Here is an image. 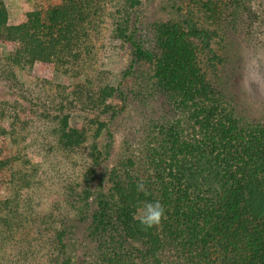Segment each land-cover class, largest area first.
<instances>
[{
  "label": "trees",
  "instance_id": "obj_1",
  "mask_svg": "<svg viewBox=\"0 0 264 264\" xmlns=\"http://www.w3.org/2000/svg\"><path fill=\"white\" fill-rule=\"evenodd\" d=\"M206 1L191 0L214 21L220 8L215 2L239 12L244 4ZM141 5L142 0H61L39 5L25 22L11 25L0 0V47H14L0 49V84L10 96L0 100V173L13 186L12 198L0 201V264H74L66 238L71 222L85 216L79 206L90 194L77 185L62 192L60 203L47 204L40 167L29 157L38 148L49 155L88 148L98 168V141L107 123L99 117L89 127H72L68 113H113L118 89L109 83L97 87V77L72 92L43 86L33 96L22 77L36 63L68 73L92 54L91 39L102 28L111 41L129 47L134 62L153 67L156 86L178 109L168 127L153 125L141 164L122 159L103 177L107 195L98 197L95 218L113 237L101 249L117 244L112 255L103 252L100 264H166L168 255L174 264H264V121H245L224 85L217 87L210 76L219 63L211 49L216 30L199 27L191 13L160 26L158 49L147 52L136 36ZM141 182L143 192L137 190ZM145 201L163 205L166 219L159 226L145 229L139 222L137 209Z\"/></svg>",
  "mask_w": 264,
  "mask_h": 264
},
{
  "label": "rangeland",
  "instance_id": "obj_2",
  "mask_svg": "<svg viewBox=\"0 0 264 264\" xmlns=\"http://www.w3.org/2000/svg\"><path fill=\"white\" fill-rule=\"evenodd\" d=\"M243 1V8L239 9L241 12L235 9L224 10L225 1L215 2L220 4V8L217 10L218 18L214 21L204 15L206 7L198 6L191 0H142V5L137 11L136 36L144 50L156 52L157 29L167 23L182 22L193 13L199 27H208L218 33V37L211 44L213 53L219 59L216 70L210 75L213 79L216 78L215 85H224L229 102L231 101L245 121L260 122L264 121V0ZM4 2L9 13V23L18 25L25 22L27 15L37 6L58 5L61 0ZM90 48L92 54L83 57L80 64L72 65L66 74L57 71L52 65L36 63L22 77L29 94L33 96H37L33 94L34 91L39 94V88L43 86H46L47 91L53 90V93L62 87L72 92L79 86L84 87L89 82L96 81L97 77L99 82H93L97 87L109 83L118 89L111 100L113 113L99 116L98 108H89L83 113L75 110L60 114H70V125L77 128L85 125L89 127L91 121L99 117L107 123L98 141L102 153L98 168L94 170L88 148H82L74 154L59 152L54 155L44 153L42 148H38L29 157L31 165L40 167L41 183L45 185V193L48 195L47 204L60 203L58 200L64 199L62 192L72 187L75 189L77 185H81L82 191L83 187H86V193L90 194V199L83 201L79 206L85 216L71 222L72 228L68 230L66 238V253L74 264H100L103 263V252L108 256L113 254L116 242L110 243L107 248L104 247L105 250L101 249L104 242L112 239L113 233L98 227L95 218L98 216V197L107 195L102 179L108 170L122 159L131 158L141 164L147 154L153 125L165 124V128L168 127L177 119L178 109L175 101H171L164 90L156 86L153 67L144 61L134 62L129 47L119 41H111L105 29L102 28L92 37ZM0 49L11 51L14 47L1 46ZM9 97L7 88L0 84V100ZM169 112L174 115L169 116ZM27 131L31 132L29 129ZM156 133L153 132V137ZM28 141H31V138H28ZM1 144L0 138V154ZM140 164H136L137 170ZM88 170H94L95 174L84 180ZM12 188L9 176L4 172L0 173V201L12 198ZM168 256L166 264H174V258Z\"/></svg>",
  "mask_w": 264,
  "mask_h": 264
},
{
  "label": "clouds",
  "instance_id": "obj_3",
  "mask_svg": "<svg viewBox=\"0 0 264 264\" xmlns=\"http://www.w3.org/2000/svg\"><path fill=\"white\" fill-rule=\"evenodd\" d=\"M138 191H145V185L143 182L137 185ZM137 215L139 222L145 229H151L159 226L164 219H166V213L163 205L159 201H145L137 209Z\"/></svg>",
  "mask_w": 264,
  "mask_h": 264
}]
</instances>
